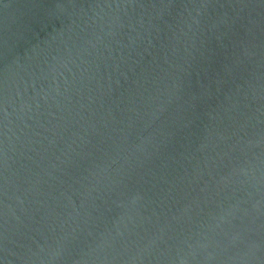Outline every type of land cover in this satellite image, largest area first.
Masks as SVG:
<instances>
[{
  "label": "water",
  "instance_id": "95a60500",
  "mask_svg": "<svg viewBox=\"0 0 264 264\" xmlns=\"http://www.w3.org/2000/svg\"><path fill=\"white\" fill-rule=\"evenodd\" d=\"M0 264H264V0H0Z\"/></svg>",
  "mask_w": 264,
  "mask_h": 264
}]
</instances>
